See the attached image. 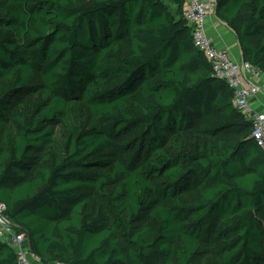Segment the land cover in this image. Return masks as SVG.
Segmentation results:
<instances>
[{
  "label": "trees",
  "instance_id": "obj_1",
  "mask_svg": "<svg viewBox=\"0 0 264 264\" xmlns=\"http://www.w3.org/2000/svg\"><path fill=\"white\" fill-rule=\"evenodd\" d=\"M0 9V202L31 253L43 264H264V149L194 46L182 0ZM214 9L264 77V0ZM0 264H19L2 239Z\"/></svg>",
  "mask_w": 264,
  "mask_h": 264
},
{
  "label": "built area",
  "instance_id": "obj_2",
  "mask_svg": "<svg viewBox=\"0 0 264 264\" xmlns=\"http://www.w3.org/2000/svg\"><path fill=\"white\" fill-rule=\"evenodd\" d=\"M183 16L192 27V40L209 61L216 77L223 80L232 91L234 108L251 122V137L264 149V110H255L251 100L262 92L259 81L263 73L247 61H234L227 49L217 48L206 34V19L214 8L209 0H182ZM0 239L16 253L19 264L43 263L29 249L28 240L23 232H16L6 216V206L0 202ZM53 264H65L55 262Z\"/></svg>",
  "mask_w": 264,
  "mask_h": 264
},
{
  "label": "crops",
  "instance_id": "obj_3",
  "mask_svg": "<svg viewBox=\"0 0 264 264\" xmlns=\"http://www.w3.org/2000/svg\"><path fill=\"white\" fill-rule=\"evenodd\" d=\"M214 3V0H209ZM173 6V4H172ZM206 34L212 41V44L221 49H227L229 56L234 61H242V53L236 37V25L232 21L230 24L216 16L215 9L211 11L206 19ZM259 84L262 86V92L251 100V105L255 110H264V77ZM42 264V263H37Z\"/></svg>",
  "mask_w": 264,
  "mask_h": 264
},
{
  "label": "rangeland",
  "instance_id": "obj_4",
  "mask_svg": "<svg viewBox=\"0 0 264 264\" xmlns=\"http://www.w3.org/2000/svg\"><path fill=\"white\" fill-rule=\"evenodd\" d=\"M5 2V0H0V3L3 4ZM170 5L172 6V3H170ZM3 11L2 9H0V16L2 15ZM37 98V95L36 94H28V93H25L21 96V100L24 101V103L26 105H30L32 103L35 102ZM82 122L83 123H88L90 122L91 118H90V115L88 113V110L85 106H83L82 108V118H81ZM138 132L137 130L134 131L133 133H136ZM130 135V134H129ZM127 135V136H129ZM64 136V131L62 129V126L61 124H55L54 125V128H53V137L58 139V140H61V138ZM91 204L93 206H96V207H99V209H102V200L98 199L96 196H92L91 197ZM147 222H151L152 223V220L151 219H147ZM213 258V257H211Z\"/></svg>",
  "mask_w": 264,
  "mask_h": 264
},
{
  "label": "bare ground",
  "instance_id": "obj_5",
  "mask_svg": "<svg viewBox=\"0 0 264 264\" xmlns=\"http://www.w3.org/2000/svg\"><path fill=\"white\" fill-rule=\"evenodd\" d=\"M43 264V263H42Z\"/></svg>",
  "mask_w": 264,
  "mask_h": 264
}]
</instances>
